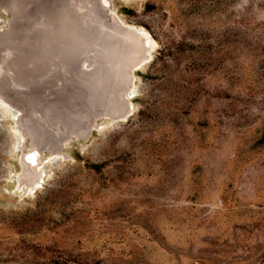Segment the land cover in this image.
<instances>
[{"label": "rangeland", "instance_id": "374dc122", "mask_svg": "<svg viewBox=\"0 0 264 264\" xmlns=\"http://www.w3.org/2000/svg\"><path fill=\"white\" fill-rule=\"evenodd\" d=\"M106 1L152 46L131 114L35 147L27 181L0 106V264H264V0Z\"/></svg>", "mask_w": 264, "mask_h": 264}, {"label": "bare ground", "instance_id": "6f19581e", "mask_svg": "<svg viewBox=\"0 0 264 264\" xmlns=\"http://www.w3.org/2000/svg\"><path fill=\"white\" fill-rule=\"evenodd\" d=\"M18 1L20 5H16L13 9L9 27L0 29V61L6 64V70L0 65V91L2 93L4 91L10 93L16 89L19 91V87L16 88L19 85L10 79L13 74L27 82L24 84L26 95L30 96L35 90L34 93L45 95V98L40 97L39 101L31 96L25 98L28 101L26 107L28 116L22 124L32 134L40 135L37 143L46 148H53L52 151H48L56 153L57 148L72 139V135L81 139L88 124L93 123L95 119L93 117H102L104 114H95L96 108H106L105 112H112L117 120L130 115L131 109L125 110L122 103L125 97L131 94L129 88L131 71L142 67V63L147 61L152 49L144 31L124 23L115 14L113 15L109 5L105 3L106 0H99V4L106 7L105 10L97 5L96 0H49L52 2L51 5L45 0ZM67 12L71 17L66 18ZM108 14L110 19L106 17ZM41 25L50 27L42 28ZM31 38L38 39L40 43H35ZM85 43L95 45L96 48L91 46L95 56L91 54L84 58L81 55L87 50H92L89 49L90 46L87 49ZM95 58L98 61V69L78 74L80 65L87 67L95 62ZM114 66L120 74L118 81L117 78L114 79L116 77L113 74ZM50 70L53 73L49 75L53 77L45 80ZM68 72H70L69 76L73 77L69 84L70 89L66 92L62 90L61 85L70 78L64 75ZM29 84L33 87L36 84L38 86L32 90ZM52 85H54L52 88L54 94L52 99H49L46 95ZM112 85L114 96L109 98L112 103L107 104V107L108 96L104 98L106 94L104 89ZM40 110L47 116V120H43L45 126L41 128L36 121V115H40ZM18 124L19 127L22 125L21 120L17 121ZM62 128L70 131L66 139L60 138L56 132ZM31 147L34 148L29 149L21 157L24 167L20 177L27 181H31L38 174L39 168L40 157L37 158L35 153L37 146L31 145ZM26 166H30L29 170Z\"/></svg>", "mask_w": 264, "mask_h": 264}, {"label": "water", "instance_id": "95a60500", "mask_svg": "<svg viewBox=\"0 0 264 264\" xmlns=\"http://www.w3.org/2000/svg\"><path fill=\"white\" fill-rule=\"evenodd\" d=\"M97 1V5L99 4V0H96ZM45 2L46 3H49L50 5H51V1H46L45 0ZM44 2V3H45ZM0 3L1 4H3L4 6H5V8H7L8 9V11L10 12H12L13 11V9L16 7V5H20L19 4V1L18 0H12V1H8V0H0ZM99 6L100 7H102L104 10L106 9V7H103V6H101V4H99ZM101 8V9H102ZM103 9H102V11H103ZM104 13V12H103ZM69 17H71V15L67 12L66 13V18H69ZM73 17V16H72ZM106 17L108 18L109 17V19H110V15L108 14V15H106ZM72 19H74V18H72ZM16 24H18V23H16ZM61 24H63V23H61ZM16 27H17V25H15ZM31 40L32 41H35V43H37V44H39L40 43V41L38 40V39H36V38H31ZM18 58H21L20 56H18ZM0 65L3 67V70H6V64H5V62H1L0 61ZM90 67V68H89ZM89 68V69H88ZM93 69H98V61H97V58H95V62H93L92 64H90V65H88L86 68L85 67H83V65H80V67H79V69L77 70V72H78V74H81V73H85V72H87V71H90V70H93ZM117 69H116V67L114 66V70H113V74H114V79L116 80V78H117V81H118V76H120V74H118L117 73V71H116ZM84 71V72H83ZM53 73V71H48V73L46 74V77H45V80H47V79H52V77H53V75H49V74H52ZM103 73H104V71H103ZM103 73L100 75V77L102 78L103 77ZM39 75H41V73H38ZM69 74H70V72H68V73H65L64 75L65 76H69ZM105 74V73H104ZM70 78L68 79V81L66 80V81H64L63 82V84L61 85V88H62V90H65L66 92L70 89V81L72 80L71 78L73 77H71V76H69ZM104 78L106 79V77L104 76ZM10 79H12V82L13 83H15V84H18L19 86H17L16 88H18L19 87V91H17L18 89H16V91H13V92H10V93H6L5 91H4V93H2L1 91H0V104H2V105H4V107L7 109V110H9V111H11V113H12V116H13V119H14V121H15V123H16V126H15V129H18L19 128V124L17 125V121H16V118H17V114H18V112L21 110V111H23L24 112V115H23V117H21V124H22V122L24 123V119H25V117L26 116H28V114H27V106H28V101L26 100L28 97H32L34 100H38L39 101V99H41L40 97H44L45 98V95H41V94H39V93H34V92H36V90H35V88H37V86H38V84H36L35 85V87H33V85H28L29 87H31V89L32 90H35V91H32L33 93H34V95H32V94H30V96H28V95H26V93L24 92V88H25V86H24V84L25 83H27V82H25L23 79H21L18 75H13V74H11V77H10ZM11 84V83H10ZM109 85H111V82L109 83ZM48 86H50V84H48ZM129 86H130V84H129ZM112 87H113V85L110 87V86H108L107 87V89H104V91L106 92V94H105V97L104 98H106V95L108 96V98H112L113 96H114V89H112ZM52 88H54V85H52L50 88H49V90H48V92H47V95H46V98H49V99H52V95L54 94L53 93V90L54 89H52ZM111 91V93L109 94V92ZM7 94V95H6ZM109 95H110V97H109ZM27 97V98H26ZM8 98V99H7ZM26 98V99H25ZM44 98H42V99H44ZM86 107V106H85ZM39 109V108H38ZM106 108H96V111H95V114L96 113H104L105 115H107L108 117H110L112 120L116 117L115 115H113V114H111L110 112H105L106 110H105ZM42 110H40L39 111V113H40V115H36V121H37V125L41 128L43 125L45 126V121H43V120H47V116H46V114L43 112H41ZM104 111V112H103ZM16 112H17V114H16ZM41 113H42V116H41ZM109 113V114H108ZM45 114V115H44ZM94 114V113H93ZM92 114V115H93ZM94 114V115H95ZM93 115V116H94ZM97 117V116H96ZM93 118H95V116L93 117ZM26 120V119H25ZM90 125H91V123L90 124H88V126H87V129L90 127ZM22 126V127H21ZM53 126H54V128H55V125L53 124ZM20 127L22 128V130H23V132H25L29 137H30V143H31V145H36L39 149H47V150H50V151H52L53 150V148H46L45 146H43V145H39L38 143H37V139H38V137L40 136L39 134H32L30 131H28L24 126H23V124L22 125H20ZM49 128V127H48ZM56 129V128H55ZM86 129V130H87ZM56 132H57V134L60 136V138H64L65 137V139L67 138V137H69V135H70V131L67 129V128H62V129H59V130H56ZM81 135H83V133H81ZM19 144H20V141H19ZM55 149V148H54ZM58 149V148H57Z\"/></svg>", "mask_w": 264, "mask_h": 264}, {"label": "trees", "instance_id": "16d2710c", "mask_svg": "<svg viewBox=\"0 0 264 264\" xmlns=\"http://www.w3.org/2000/svg\"><path fill=\"white\" fill-rule=\"evenodd\" d=\"M263 137H264V131H263Z\"/></svg>", "mask_w": 264, "mask_h": 264}]
</instances>
